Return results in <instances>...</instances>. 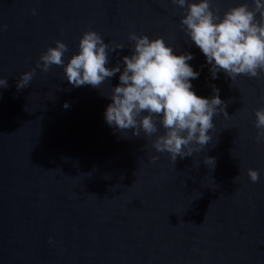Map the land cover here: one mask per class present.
I'll list each match as a JSON object with an SVG mask.
<instances>
[{
  "label": "water",
  "instance_id": "water-1",
  "mask_svg": "<svg viewBox=\"0 0 264 264\" xmlns=\"http://www.w3.org/2000/svg\"><path fill=\"white\" fill-rule=\"evenodd\" d=\"M244 3L251 7V0L212 7L222 17ZM185 10L171 0H0L7 25L0 79L8 84L0 88V264H264V142L254 127L264 75L232 81L219 72L213 80L181 28ZM88 31L110 48L125 46L109 53V68L131 55L130 33L162 37L175 55L191 53L199 73L191 90L211 99L215 86L226 104L208 145L173 164L152 148L164 134L159 123L149 138L105 122L120 73L98 89L74 88L63 66L36 68L56 41L68 46L66 66ZM33 69L18 91L20 76ZM206 158H215L214 168Z\"/></svg>",
  "mask_w": 264,
  "mask_h": 264
},
{
  "label": "clouds",
  "instance_id": "clouds-1",
  "mask_svg": "<svg viewBox=\"0 0 264 264\" xmlns=\"http://www.w3.org/2000/svg\"><path fill=\"white\" fill-rule=\"evenodd\" d=\"M171 2L186 8L180 20L181 28L205 56L213 80L219 72L232 81L241 75L248 78L264 75V0H251V7L244 3L229 8L222 17L219 9H213V0ZM32 14H36L35 10ZM6 30L7 25L0 24V31ZM129 40L134 42L131 55L122 57L112 68L107 67L109 53L123 51L125 46L117 44L110 48L95 31L82 35L78 54L66 66L63 57L69 51L68 46L56 41L54 48L49 47L41 54L36 68L47 73L53 65L63 66L66 80L74 88L90 85L98 89L106 79L120 73L119 85L107 97L112 101L104 113L107 125L119 132L132 130L135 137H140L143 131L150 138L158 132L159 123L164 134L155 139L152 148L158 153H168L173 164L177 157H191L208 145L214 115L219 112L227 116L219 89L213 86L211 99L197 96L190 81L198 79L199 73L188 63L194 59L193 55H175L162 37L150 40L148 36L130 33ZM34 75L35 69L22 74L17 90L27 88ZM7 87V79H0V88ZM68 107L65 103L64 108ZM255 117L256 140L261 143L264 142V108L255 111ZM193 144L199 147H190ZM157 159L153 157L152 162ZM204 163L214 168L215 158H206ZM247 175L256 183L260 173L249 169Z\"/></svg>",
  "mask_w": 264,
  "mask_h": 264
}]
</instances>
